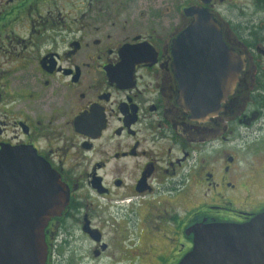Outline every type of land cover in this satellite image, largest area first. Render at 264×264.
Listing matches in <instances>:
<instances>
[{
    "label": "flooded vegetation",
    "instance_id": "1",
    "mask_svg": "<svg viewBox=\"0 0 264 264\" xmlns=\"http://www.w3.org/2000/svg\"><path fill=\"white\" fill-rule=\"evenodd\" d=\"M196 7L240 65L205 116L182 107L177 64ZM5 148L67 189L45 264H178L191 226L264 212V0H0Z\"/></svg>",
    "mask_w": 264,
    "mask_h": 264
},
{
    "label": "water",
    "instance_id": "2",
    "mask_svg": "<svg viewBox=\"0 0 264 264\" xmlns=\"http://www.w3.org/2000/svg\"><path fill=\"white\" fill-rule=\"evenodd\" d=\"M190 13L191 27L176 47L180 75H184L180 100L193 115L205 116L216 112L232 91L240 65L233 71L231 51L220 34L214 35L218 26L207 11L196 7ZM192 56L193 63L203 65L193 74L188 61ZM68 198L60 176L43 158L28 149L1 150L0 264H45L43 229L50 217L60 215ZM189 231L193 246L178 264H264V212L242 224L200 222Z\"/></svg>",
    "mask_w": 264,
    "mask_h": 264
}]
</instances>
